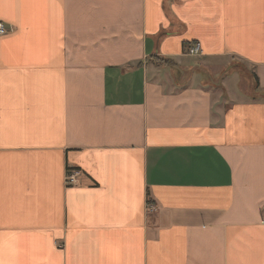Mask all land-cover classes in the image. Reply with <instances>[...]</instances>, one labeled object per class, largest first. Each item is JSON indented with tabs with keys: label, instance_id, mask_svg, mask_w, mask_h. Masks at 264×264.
<instances>
[{
	"label": "crops",
	"instance_id": "1",
	"mask_svg": "<svg viewBox=\"0 0 264 264\" xmlns=\"http://www.w3.org/2000/svg\"><path fill=\"white\" fill-rule=\"evenodd\" d=\"M0 21V264H264V0H0Z\"/></svg>",
	"mask_w": 264,
	"mask_h": 264
},
{
	"label": "built area",
	"instance_id": "2",
	"mask_svg": "<svg viewBox=\"0 0 264 264\" xmlns=\"http://www.w3.org/2000/svg\"><path fill=\"white\" fill-rule=\"evenodd\" d=\"M12 31V27H8L6 23L3 21H0V36L7 34ZM202 52V47L200 42H195L191 44L188 49L187 53L189 55H199ZM81 170L73 167H69L67 169V176H66V184L67 186H76L80 184V175ZM150 210L154 211L156 210V206L154 204H150Z\"/></svg>",
	"mask_w": 264,
	"mask_h": 264
},
{
	"label": "rangeland",
	"instance_id": "3",
	"mask_svg": "<svg viewBox=\"0 0 264 264\" xmlns=\"http://www.w3.org/2000/svg\"><path fill=\"white\" fill-rule=\"evenodd\" d=\"M226 61H224L223 63H217V65L219 66L218 68H222L224 69V73L230 75H232V78H230V82L233 83L234 87L240 86V88L242 89H247L249 91L253 90V80L250 77L249 73H244L242 70V67H240L239 65H235L232 59H229V67H225L226 65ZM231 65V66H230ZM236 66V67H233ZM216 76V75H215ZM217 77V76H216ZM216 80V79H215ZM238 89V88H236Z\"/></svg>",
	"mask_w": 264,
	"mask_h": 264
}]
</instances>
